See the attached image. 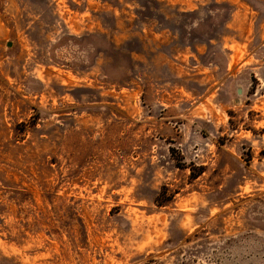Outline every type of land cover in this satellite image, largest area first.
<instances>
[{"label":"rangeland","instance_id":"374dc122","mask_svg":"<svg viewBox=\"0 0 264 264\" xmlns=\"http://www.w3.org/2000/svg\"><path fill=\"white\" fill-rule=\"evenodd\" d=\"M0 264H264V0H0Z\"/></svg>","mask_w":264,"mask_h":264}]
</instances>
